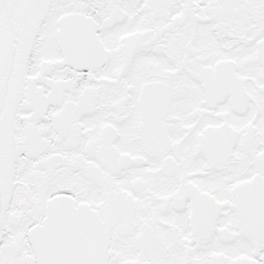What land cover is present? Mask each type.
<instances>
[{
    "label": "snow or ice",
    "instance_id": "1",
    "mask_svg": "<svg viewBox=\"0 0 264 264\" xmlns=\"http://www.w3.org/2000/svg\"><path fill=\"white\" fill-rule=\"evenodd\" d=\"M0 264H264V0H0Z\"/></svg>",
    "mask_w": 264,
    "mask_h": 264
}]
</instances>
